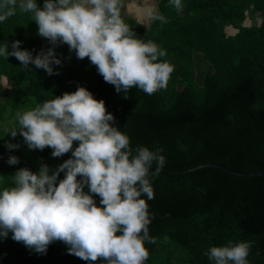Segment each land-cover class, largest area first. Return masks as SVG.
<instances>
[{
  "label": "trees",
  "instance_id": "trees-1",
  "mask_svg": "<svg viewBox=\"0 0 264 264\" xmlns=\"http://www.w3.org/2000/svg\"><path fill=\"white\" fill-rule=\"evenodd\" d=\"M181 2L183 10L177 11L170 0H158L166 22L153 18L146 25L122 15L136 38L166 50L157 62L174 67L167 88L152 95L137 87L117 93L88 58L77 59L66 44L56 48L62 63L53 68L59 75L0 56V191L14 186L20 168L38 173L46 164L55 171L72 158L71 151L53 157L51 148L30 150L21 135L13 138L9 132L18 130V113L79 87L105 101L113 126L130 138L133 153L137 146L163 149L166 168L221 163L264 171V0ZM37 3L43 7L44 0ZM18 5L19 0L14 16L0 22V47L8 44L11 52L19 40L21 50L36 56L51 45L37 34L33 14ZM8 143L20 147L10 150ZM78 146L74 142L73 150ZM10 156L19 163L9 165ZM154 172L155 165L149 176L155 198L148 200L149 236L155 243L145 241V264H212L204 253L229 241H251L249 264H264V175H237L217 166L163 168L155 177ZM62 179L63 172L57 185ZM94 199L100 206V197ZM11 236L0 238V264H104L68 254L61 241L37 253Z\"/></svg>",
  "mask_w": 264,
  "mask_h": 264
},
{
  "label": "clouds",
  "instance_id": "clouds-1",
  "mask_svg": "<svg viewBox=\"0 0 264 264\" xmlns=\"http://www.w3.org/2000/svg\"><path fill=\"white\" fill-rule=\"evenodd\" d=\"M17 3L0 0V22L16 14ZM170 4L183 10L181 0ZM124 6V0H44L43 7L37 0H19V10L33 14L37 34L51 47L33 56L16 40L11 52L8 44L0 47V56H14L25 69L35 65L49 76L59 75L53 68L62 63L56 48L66 44L77 59L88 58L117 93L137 87L152 95L166 89L174 67L157 62L166 50L136 38L122 18ZM153 18L166 22L163 15ZM114 123L105 101L95 99L85 87L18 113V130L9 132L13 138L21 135L30 150L51 148L53 157L71 151L72 158L55 171L46 164L38 173L26 167L17 170L14 186L0 191V238L11 233L14 241L37 253H46L50 244L61 241L68 254L84 261L145 264L149 258L145 241L155 243L148 227V200L155 198L150 169L155 165L151 176H159L166 158L163 149L137 146L133 153L130 138ZM74 142L79 146L73 150ZM7 163L16 165L19 158L10 156ZM62 172L64 179L57 185ZM94 196L100 197V206ZM251 247V241H229L210 247L204 255L212 264H249Z\"/></svg>",
  "mask_w": 264,
  "mask_h": 264
},
{
  "label": "rangeland",
  "instance_id": "rangeland-1",
  "mask_svg": "<svg viewBox=\"0 0 264 264\" xmlns=\"http://www.w3.org/2000/svg\"><path fill=\"white\" fill-rule=\"evenodd\" d=\"M125 6L121 9L123 17L132 16L146 25L150 23L153 17L159 14L158 0H124ZM232 29V27H231ZM43 45L47 46L45 40ZM6 85L7 81L4 79Z\"/></svg>",
  "mask_w": 264,
  "mask_h": 264
},
{
  "label": "water",
  "instance_id": "water-1",
  "mask_svg": "<svg viewBox=\"0 0 264 264\" xmlns=\"http://www.w3.org/2000/svg\"><path fill=\"white\" fill-rule=\"evenodd\" d=\"M204 166H217L225 171H228L230 173L233 174H237V175H245V176H252V175H264V171H255V172H244V171H238L235 169H232L224 164L221 163H206V164H201L199 166H196L194 168H190V169H186V170H175V169H171V168H166L164 167V169H167L168 171H172V172H183V171H188V170H193V169H197V168H201Z\"/></svg>",
  "mask_w": 264,
  "mask_h": 264
},
{
  "label": "crops",
  "instance_id": "crops-1",
  "mask_svg": "<svg viewBox=\"0 0 264 264\" xmlns=\"http://www.w3.org/2000/svg\"><path fill=\"white\" fill-rule=\"evenodd\" d=\"M129 17H132V16H129ZM134 18V17H133ZM136 19V18H135Z\"/></svg>",
  "mask_w": 264,
  "mask_h": 264
}]
</instances>
